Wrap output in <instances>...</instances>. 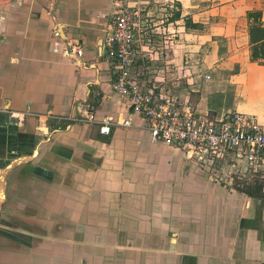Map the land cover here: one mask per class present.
Instances as JSON below:
<instances>
[{"label":"crops","instance_id":"0c3cea01","mask_svg":"<svg viewBox=\"0 0 264 264\" xmlns=\"http://www.w3.org/2000/svg\"><path fill=\"white\" fill-rule=\"evenodd\" d=\"M110 1L0 3V104L9 109L0 115V175L10 166L0 264H264V195L211 182L125 110L97 48ZM152 1L168 2L155 27L171 32L167 63L177 75L208 69L227 77L219 87L244 88L216 110L195 78L198 110L264 118V65L250 59L247 15L264 19V0L138 3L144 11ZM66 42H81L84 56H66ZM87 104L96 120L129 118L133 126L101 135L97 123L74 119Z\"/></svg>","mask_w":264,"mask_h":264},{"label":"built area","instance_id":"2783aa9c","mask_svg":"<svg viewBox=\"0 0 264 264\" xmlns=\"http://www.w3.org/2000/svg\"><path fill=\"white\" fill-rule=\"evenodd\" d=\"M141 12L137 1L112 0L102 36L103 58L109 65L112 87L125 110L144 120L153 142L179 149L187 161H194L212 175L221 172L228 177L230 170L241 176L264 177V118L238 110L200 112L190 98L191 86L199 74L189 69L183 68L175 77V71L167 72L165 64L156 74H150L153 70L147 72L148 78L144 76L142 67L154 60V46L153 37L147 36L150 25L145 24ZM165 29L166 36H161L164 51L174 44L171 32ZM63 50L66 56L76 58L85 53L81 42H66ZM203 78L209 79L210 75ZM8 110L0 104V115ZM95 112L96 106L87 104L85 115L74 119L97 123L98 132L104 136L113 126H133L129 118L96 120Z\"/></svg>","mask_w":264,"mask_h":264},{"label":"rangeland","instance_id":"374dc122","mask_svg":"<svg viewBox=\"0 0 264 264\" xmlns=\"http://www.w3.org/2000/svg\"><path fill=\"white\" fill-rule=\"evenodd\" d=\"M3 2H5V0H0L1 4H3ZM167 4H168V2L166 3V1H162V2L152 1L151 3H148V5H144L143 6L144 11L141 12V15H142V18H143L145 24L150 25L149 34H147V36H149L150 38L153 37V38H151L152 39L151 44H152V46H154L153 47L154 49L152 50V56H153L154 60L151 62L145 63L142 67L143 68L142 71H144V76L147 78L149 77V74H147V72H151V71L155 70L154 71L155 73L151 72L150 74H156L160 68H165V64H167L166 66H168L167 72L174 71L173 69L170 68V64L167 63L168 61H170L174 57V56H172V53H173L171 51L172 49L169 47L166 49V51H164V49L162 50V46H161V42L163 40L161 38V36H166L163 33L164 32L163 31L164 24H160L161 25V31H160L161 33H159V31L156 29L157 27H155L156 23H159L160 21L165 20L167 18V9H166ZM2 15L4 16L3 13H0V16H2ZM165 31H168V28H166ZM167 35H168V33H167ZM167 55H168V57H167ZM236 69L237 68H235V70ZM206 70H207V73L210 74V76H211L210 80L204 81L202 75H197L195 77H196V81L200 82V87L202 88L201 90L204 92L207 90L206 92H208V94H210V108L220 110L223 106L227 107V105H231L232 100H233V96L235 95V93H237L238 91L242 92L244 88L237 89V87H238L237 85H231L230 89H228L229 87H227V89H226L223 85L219 87V85H217V84L224 81V79H226L227 77L222 76L223 74L221 75V73H218L215 71L213 72L211 70L208 71V69H206ZM202 71H204V69ZM237 71H238V69H237ZM258 73H260V77H259V81L261 82L260 84L264 86V69L260 70ZM174 75H175V77L179 76L176 74H174ZM257 78H258V75L256 77V80H257ZM260 84L257 81L255 82L256 86H258ZM250 85H251V83H250ZM263 86H261V87L264 89ZM262 91L264 92V90H262ZM194 94H195V92L190 94V98H191V101L193 103H195L196 99H198V97ZM230 110L232 111L234 109H229V110L224 109L223 111H230ZM195 165H197L199 168H203L199 164H195ZM228 175L232 177L233 182H234L233 183L234 188L239 189L238 191L244 190L245 192L252 191V192L260 194V195L264 194V177H260V175L253 176V177H250V176L239 177L240 174H238V173L235 174V173L231 172L230 170H228ZM229 176L224 177V178H226V181L230 180Z\"/></svg>","mask_w":264,"mask_h":264},{"label":"trees","instance_id":"16d2710c","mask_svg":"<svg viewBox=\"0 0 264 264\" xmlns=\"http://www.w3.org/2000/svg\"><path fill=\"white\" fill-rule=\"evenodd\" d=\"M247 15H248V19L250 20V28H249V37H250V45H251L250 59L252 62H257L258 64L263 65L264 64V19H262L263 13L261 11H250L248 12ZM179 16L180 14H178L176 18ZM195 25L196 24H193V26ZM249 192L250 191H248L247 193L249 194ZM257 196H260V194H258Z\"/></svg>","mask_w":264,"mask_h":264},{"label":"flooded vegetation","instance_id":"af4514ba","mask_svg":"<svg viewBox=\"0 0 264 264\" xmlns=\"http://www.w3.org/2000/svg\"><path fill=\"white\" fill-rule=\"evenodd\" d=\"M189 162L197 164L194 161H189ZM199 169L207 176V179L210 180L211 182H218L219 184H222L225 187L234 188V185H233L234 182H233V179L231 176H229L230 180L226 181V179H224L225 175H222L221 172L217 173L216 175H212V174L208 173L203 168H199ZM239 177H241V175ZM237 190H239V189H237ZM240 191H244V190H240Z\"/></svg>","mask_w":264,"mask_h":264},{"label":"water","instance_id":"95a60500","mask_svg":"<svg viewBox=\"0 0 264 264\" xmlns=\"http://www.w3.org/2000/svg\"><path fill=\"white\" fill-rule=\"evenodd\" d=\"M111 12H112V0L110 1V13H109V18H110V14H111ZM107 24H108V23H107ZM106 27H107V25H106ZM105 29H106V28H105ZM105 29H104V31H105ZM104 31H103L102 35L100 36V38L98 39V42H97V48H98V51L100 52V57H101V58L103 57L102 36H103V34H104ZM84 47H85V46H84ZM86 50H87V47H85V52H86ZM84 54H85V53H84ZM9 167H10V166H7V167L4 169L2 175H0V182H2V186H1V188H0V201H2V200L4 199L3 191H4V183H5V175H6L5 173H6V171H8Z\"/></svg>","mask_w":264,"mask_h":264}]
</instances>
